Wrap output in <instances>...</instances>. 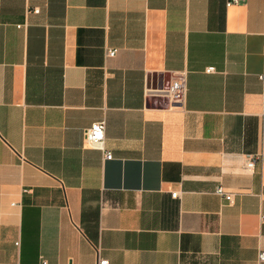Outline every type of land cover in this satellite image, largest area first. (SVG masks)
Returning a JSON list of instances; mask_svg holds the SVG:
<instances>
[{"label": "crops", "instance_id": "crops-1", "mask_svg": "<svg viewBox=\"0 0 264 264\" xmlns=\"http://www.w3.org/2000/svg\"><path fill=\"white\" fill-rule=\"evenodd\" d=\"M263 115L264 0H0V264H264Z\"/></svg>", "mask_w": 264, "mask_h": 264}, {"label": "built area", "instance_id": "built-area-1", "mask_svg": "<svg viewBox=\"0 0 264 264\" xmlns=\"http://www.w3.org/2000/svg\"><path fill=\"white\" fill-rule=\"evenodd\" d=\"M239 0H228V5H234L238 3ZM117 53V50L109 49L107 51L108 57H114ZM208 72H215L214 68H209ZM167 94L169 95L172 101V108H183L187 101L188 94V86H187V78L185 74L180 75L177 79H175ZM106 129L107 123L106 120L95 122L91 125V127L85 129L84 131V141L85 145L88 147H92L95 149H99L103 151L105 159L111 160L113 159V154L106 148ZM263 130H264V115H263ZM264 163V154L259 155H247L245 159V166L247 169H254L256 162ZM216 193L222 197H224L229 203H233L234 194L229 193L223 186H219L216 190ZM174 199H178L180 196L179 192L172 194ZM260 263L264 262V250H262L259 254ZM41 264H49L46 260H43ZM99 264H110L109 261L101 260Z\"/></svg>", "mask_w": 264, "mask_h": 264}]
</instances>
